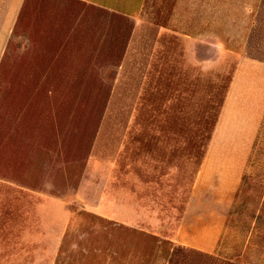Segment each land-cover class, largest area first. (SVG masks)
<instances>
[{"label":"rangeland","instance_id":"obj_1","mask_svg":"<svg viewBox=\"0 0 264 264\" xmlns=\"http://www.w3.org/2000/svg\"><path fill=\"white\" fill-rule=\"evenodd\" d=\"M37 1L0 0V264H264V0Z\"/></svg>","mask_w":264,"mask_h":264},{"label":"crops","instance_id":"obj_2","mask_svg":"<svg viewBox=\"0 0 264 264\" xmlns=\"http://www.w3.org/2000/svg\"><path fill=\"white\" fill-rule=\"evenodd\" d=\"M10 2L8 5H6V12H23L24 6L26 3V0H9ZM80 5H84L86 7H91V12H137V9H132L128 11H122L120 8H118L121 5V0H72ZM40 1L37 0H31V8L32 12H34L35 7L41 6L43 3L39 4ZM69 3V0H65V6L68 9L69 7L67 6ZM60 4V3H58ZM64 7V6H63ZM83 12V11H80ZM51 16V15H50ZM49 16V17H50ZM52 17H55L54 15L49 18L51 20ZM48 27H51L48 26ZM67 27L66 24L64 23V28ZM50 30V28H49ZM244 175V174H243ZM243 175L241 177H243ZM249 175V174H247ZM251 175H256V179H261L264 174H251ZM264 178V177H263ZM244 182H242L243 184ZM250 182L248 181L247 185H249ZM255 190L258 193L257 198H256V206L258 207L257 211L261 208L264 202V183L257 181L255 184ZM262 185V186H261ZM242 189H245V184L242 186ZM259 211L257 212L256 215H258ZM251 233V231H250ZM249 234V232H248ZM258 264H261L258 261Z\"/></svg>","mask_w":264,"mask_h":264}]
</instances>
